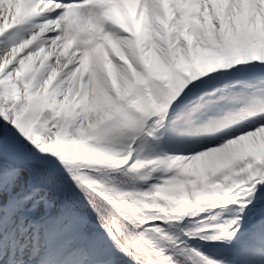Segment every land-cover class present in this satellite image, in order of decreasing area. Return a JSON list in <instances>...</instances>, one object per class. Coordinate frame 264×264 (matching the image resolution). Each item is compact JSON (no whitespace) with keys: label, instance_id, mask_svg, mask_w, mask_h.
<instances>
[{"label":"snow or ice","instance_id":"6c2138e0","mask_svg":"<svg viewBox=\"0 0 264 264\" xmlns=\"http://www.w3.org/2000/svg\"><path fill=\"white\" fill-rule=\"evenodd\" d=\"M0 264H264V0H0Z\"/></svg>","mask_w":264,"mask_h":264}]
</instances>
